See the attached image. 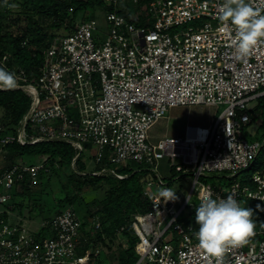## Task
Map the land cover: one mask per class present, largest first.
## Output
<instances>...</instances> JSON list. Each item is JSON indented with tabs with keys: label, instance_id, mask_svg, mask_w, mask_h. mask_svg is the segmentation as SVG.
Masks as SVG:
<instances>
[{
	"label": "built area",
	"instance_id": "obj_1",
	"mask_svg": "<svg viewBox=\"0 0 264 264\" xmlns=\"http://www.w3.org/2000/svg\"><path fill=\"white\" fill-rule=\"evenodd\" d=\"M120 1L105 0L116 7ZM221 2L153 0L142 9L144 19L152 17L144 25L109 11L105 40L95 33L93 22L82 20L72 32L54 39L38 72L14 67L13 88L25 90L32 101L15 129L0 123V264H87L102 249L79 254L83 224L70 207L43 221L41 228L49 233L43 238L7 219L13 192L25 184L33 187L43 172L50 174L51 166L46 159L2 162V156L7 157L11 143L42 140L68 142L76 150L75 159L87 143L99 153L108 148L113 163L130 160L158 174V179L145 182L148 210L132 221L140 238V257L134 264H264V236L229 247L220 258L210 257L198 246L194 224L181 216L186 208L195 210V193L201 201L233 192L243 207L242 199H248L264 208V166L254 173L253 186L233 181L223 191L200 180L203 173L248 168L264 147V141L249 140L243 133L252 121L251 101L264 96V42L237 59L234 27L218 20ZM248 2L264 13V0ZM9 58L3 55L0 63L7 67ZM198 104L226 106L208 126L188 124L183 136L151 138V127L172 107ZM161 160L171 170L193 176L180 206L178 199L165 202L160 195L164 187L170 188L159 171ZM93 224L95 230L101 228L98 216ZM260 234L264 227L250 237Z\"/></svg>",
	"mask_w": 264,
	"mask_h": 264
},
{
	"label": "trees",
	"instance_id": "obj_2",
	"mask_svg": "<svg viewBox=\"0 0 264 264\" xmlns=\"http://www.w3.org/2000/svg\"><path fill=\"white\" fill-rule=\"evenodd\" d=\"M151 1L153 0H131L130 3L136 2L134 3L136 8L133 9L136 17L132 18L125 13L123 7L108 4L105 0H0V58L5 54L10 57L7 61V67L1 63L0 66L9 71L19 66L29 74L38 72L44 61L45 50L59 36L51 30L64 25L67 28L71 27L69 30L72 32L78 23H76L78 15L85 12L82 18L85 20L87 18L86 11L94 10L97 7H103L106 13L115 10L123 14L129 21L131 20L137 25H144L142 9ZM138 21L141 23L138 24ZM31 101V96L21 88L0 89V110L4 112L1 118L4 123H0L7 129H15L28 111ZM251 113L252 121L250 124H253L259 117L262 118L264 124V96L259 97V102L251 110ZM261 141H264V133ZM8 149L7 157L13 162L19 157L28 155L46 157L51 169L57 163L56 175L63 193L56 197L55 205L57 208L53 216L62 208L71 207L75 198H81L80 193L85 186L94 185L96 188H101L104 181L109 183L111 190L105 192L102 207L89 214L92 221L96 216L99 217L101 228L95 230L94 225L90 227V223L86 222L87 220L82 221L84 234L81 238L79 254L82 255L86 250L91 249L95 251L100 244L111 249L115 240L119 236H123L127 247L123 256L119 258L118 264H134L138 260L140 244H137L138 241L140 242V238L132 226V221L135 214L144 213L149 208V201L143 196V183L145 184L149 177L144 178L143 182L140 180L137 184H133L132 180L135 178L136 172L130 173L129 168H122L112 177H109L108 174H96L94 171L87 172L85 157L80 154L75 159L76 150L65 141L42 140L28 144L14 142L8 145ZM60 169H63L64 178H62L61 173H58ZM66 169L68 171L64 172ZM95 169L98 172L103 171V168L97 167ZM107 169L106 171H109ZM155 175L156 177L154 175L149 176L158 179V174ZM50 178H52L51 175L48 177V181ZM30 189L31 187L27 184L23 187V191ZM16 193L19 192L14 191L13 196ZM243 204L260 214L261 217L255 220L256 216L253 212V219L256 224L260 221V225L257 224L258 227H264L262 210L257 208V205L261 204L248 199ZM6 216L8 219V213ZM182 221L192 222L198 229L195 220L182 218ZM39 235L41 234L39 233ZM109 264L111 263L109 262Z\"/></svg>",
	"mask_w": 264,
	"mask_h": 264
},
{
	"label": "rangeland",
	"instance_id": "obj_3",
	"mask_svg": "<svg viewBox=\"0 0 264 264\" xmlns=\"http://www.w3.org/2000/svg\"><path fill=\"white\" fill-rule=\"evenodd\" d=\"M131 0H121L119 2L118 7H123L125 13L130 15V17L135 18V9L136 5ZM85 12H81L77 19L76 23L80 22L84 17ZM87 18L86 21H91L96 26L95 33H98L100 36V40H105L108 36L106 32V28L109 27V22L106 18V12L103 7H97L94 10L86 11ZM129 17V18H130ZM147 18H150L149 16ZM147 18L143 19L144 23L147 21ZM150 22H152V17L150 18ZM141 23L138 21V24ZM143 23V24H144ZM136 24V23H134ZM137 25V24H136ZM71 27L67 28L66 26H61L56 29L51 30V32H55L56 35H63L70 32ZM179 28H173L172 32L178 31ZM259 102V98L251 101L250 106L251 110L256 107ZM45 101L42 103L44 104ZM225 104H198L191 106H175L172 107L164 118H161L157 121L150 129L149 134L153 140H158L165 136H183L185 126L188 124L193 125H202L208 126L212 124L218 117L221 112L225 108ZM72 117H76L77 111L74 108H71ZM4 112L0 110V122L3 117ZM244 135L249 140H261L262 134L264 133V124L262 123V118H258L253 124L246 125L243 129ZM98 151V152H97ZM99 154V155H98ZM85 157L84 160L87 161V172L94 171L96 174H108L109 177H112L113 174L120 171L122 168H129L130 173H135V178L132 180L133 184H137L138 181L144 180L149 175H154L156 177V173L152 172L149 168L146 167L145 164H140L133 161H126L124 163H113L110 158L109 149L106 148L99 153V150L96 146L87 143L85 145V149L82 153ZM19 156V155H18ZM97 157L100 161H97ZM6 156H2L1 161H7ZM27 158V157H26ZM41 160H45L46 157H41ZM35 160V157H30L27 159L28 162H32ZM107 166V167H106ZM264 166V147L260 149L257 156L252 160L251 164L248 168L240 170V171H227L222 173L221 175H215L213 173H203L200 177V180L206 183H211L216 187L222 186V190H228L229 184L233 181H239L243 185H254L253 175L254 173ZM103 168L101 172H98L95 168ZM65 168V167H64ZM108 168L106 171L105 169ZM63 169H60L58 173H63ZM68 170H64L67 172ZM159 171L161 175L167 177L169 186L172 190L176 191L178 206L182 204V202L188 197L189 192L192 187L193 176L191 174H186L182 172H176L175 169L171 170L169 164L166 160H161L159 162ZM57 172V163L52 167L50 174L42 173L40 176V180L37 184L31 187L28 191H23V188L20 189L19 193H16L10 202L6 205L9 208L8 212V220L10 223H17L19 225H25L29 231H35L40 233V238H43L46 234H49L48 231L41 228V224L47 218L53 216L56 210V197L62 195L60 181H58ZM147 172V174H146ZM78 175L79 173L76 172ZM51 175L52 178L48 181V177ZM68 175V173H67ZM62 178H64V174H62ZM123 176V175H121ZM103 186L101 188H96L94 185L85 186L81 191V196L75 198L72 201V205L70 208L73 209L77 217L81 221L89 222V226L92 227L93 221L90 219L89 214L96 210H99L102 207V199H104V195L106 191H110V184L106 181L103 182ZM144 188L146 184H144ZM59 199V198H58ZM247 199H242V202ZM191 202L195 204V207L200 203L198 199L197 193H195L191 197ZM65 208H62V210ZM256 216L255 220H257L260 214L255 212ZM194 211H190L186 208L182 213V218H187L189 220H194ZM89 217V218H88ZM260 225V221L257 223ZM255 225V229L262 228V226L258 227ZM16 225V224H14ZM88 226V227H89ZM93 229V228H92ZM264 235H255L253 237H249L250 240H257L258 238L263 237ZM140 242L138 241L139 245ZM103 250L101 254H92L90 260L87 264H118L119 258L123 256L124 250L127 247L125 239L123 236H119L115 242L113 243L111 249H109L106 245L100 244ZM140 257V253L139 256ZM108 258V259H107ZM57 264V263H56Z\"/></svg>",
	"mask_w": 264,
	"mask_h": 264
},
{
	"label": "clouds",
	"instance_id": "obj_4",
	"mask_svg": "<svg viewBox=\"0 0 264 264\" xmlns=\"http://www.w3.org/2000/svg\"><path fill=\"white\" fill-rule=\"evenodd\" d=\"M218 20L221 25L234 27L232 45L237 59L247 57L258 43L264 42V13L254 9L248 0H222L218 4ZM15 86V73L0 66V89ZM160 195L165 202L177 199L176 191L168 187H164ZM257 208L264 210L261 205ZM253 212L250 207H243L233 192L224 197L209 195L204 198L194 213L198 225L194 235L198 246L216 258L222 257L229 247L242 246L254 233Z\"/></svg>",
	"mask_w": 264,
	"mask_h": 264
},
{
	"label": "crops",
	"instance_id": "obj_5",
	"mask_svg": "<svg viewBox=\"0 0 264 264\" xmlns=\"http://www.w3.org/2000/svg\"><path fill=\"white\" fill-rule=\"evenodd\" d=\"M8 156V155H7ZM27 157V158H26ZM30 157H35V160L34 161H36V160H38V159H40L41 157L40 156H28V155H25V156H22V157H19V158H17V159H21V158H24V159H28V158H30ZM16 159V160H17ZM34 161H32V162H34ZM6 162H13V161H11V159H9V158H7V161ZM47 219V218H46ZM45 219V220H46ZM44 220V221H45ZM10 222V221H9ZM12 224V223H11ZM14 224H17V223H14Z\"/></svg>",
	"mask_w": 264,
	"mask_h": 264
}]
</instances>
